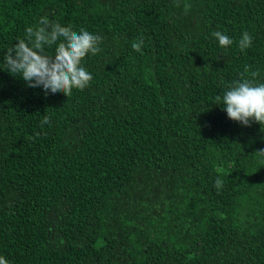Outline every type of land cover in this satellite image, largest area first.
<instances>
[{"label": "trees", "instance_id": "trees-1", "mask_svg": "<svg viewBox=\"0 0 264 264\" xmlns=\"http://www.w3.org/2000/svg\"><path fill=\"white\" fill-rule=\"evenodd\" d=\"M41 17L102 37L89 87L45 95L3 70ZM241 78L264 82V0H0V256L264 264V125L214 103Z\"/></svg>", "mask_w": 264, "mask_h": 264}, {"label": "clouds", "instance_id": "clouds-1", "mask_svg": "<svg viewBox=\"0 0 264 264\" xmlns=\"http://www.w3.org/2000/svg\"><path fill=\"white\" fill-rule=\"evenodd\" d=\"M211 35L218 41L221 48L233 45V40L221 31H214ZM253 37L247 31L243 32L238 47L243 52L252 46ZM102 37L86 29L73 30L71 25L62 26L59 22H52L47 17H41L38 23L25 30V37L18 39L8 47L3 55V70L12 76L22 78L28 87H41L45 95L49 92L63 93L69 97L73 89L84 90L89 87L93 76L82 66V61L89 54L97 55L102 51L100 44ZM144 37L140 36L131 47L141 52ZM55 46L54 54L46 49ZM248 66L245 67V72ZM258 72H251L255 78ZM214 103L223 105L230 120L239 122L243 126H250L254 121L264 125V82L255 83L254 79L241 78L233 80L227 85L224 94L216 95ZM50 117L45 115L41 125L48 124ZM264 156V149L256 151ZM224 185V180L217 177L214 187L218 190ZM0 264H11L0 256Z\"/></svg>", "mask_w": 264, "mask_h": 264}]
</instances>
